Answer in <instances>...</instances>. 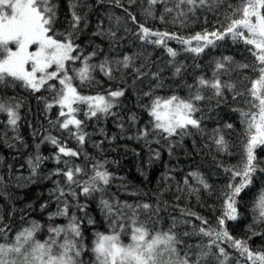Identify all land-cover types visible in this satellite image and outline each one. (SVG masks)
Wrapping results in <instances>:
<instances>
[{
	"label": "snow or ice",
	"instance_id": "1",
	"mask_svg": "<svg viewBox=\"0 0 264 264\" xmlns=\"http://www.w3.org/2000/svg\"><path fill=\"white\" fill-rule=\"evenodd\" d=\"M161 2L165 5L158 17L162 23H167L166 17L170 16L172 24L183 26L192 22L190 16H195L198 8L217 10L221 7L226 23L212 28L211 31L205 28L188 36H181L166 28H154L147 22L149 19H157L151 6ZM115 3L123 9L125 16L113 17L106 13L109 27L103 28V21H100L97 32L93 35L106 37L110 48L113 45L122 47V41L130 33L140 42L160 46L170 57L167 64L173 65L174 75H180L184 65L183 62L176 65L178 50L169 45V40L178 41L186 46L183 51L199 56L207 46L215 47L225 36H231L233 41L242 40L246 51L253 57L251 63L236 61L233 56L228 55L215 57L212 61L211 77L201 73L194 77L191 84L185 82L184 86L188 89L186 97L175 93L168 97L155 95L150 104L145 105L151 116L148 122L151 127L146 125L143 129H138L136 136L137 139L144 138L149 145L152 140L156 143L161 140L166 143L171 141L167 143L171 156L172 145L176 143L174 137L188 135L190 127L205 131L202 126L205 114L197 106L198 103L207 100L209 112L229 100L246 104L247 108L236 106L231 109L239 113V121L243 126V159L235 165L220 162L219 166L226 174V183L214 189L205 174L198 167H192L184 177L183 188L177 186L178 192L186 190L189 195L195 193L198 201L201 199V189L209 195L218 192L217 198L222 201L221 214L216 217L213 226L199 213L188 209L181 210L201 221L199 226L192 225L193 232L201 239L194 245L188 244L181 255L178 245L184 244L181 237H188L189 233H179L175 222L167 229L163 228V222L158 219L161 208L159 198L155 204L147 200L129 202L119 198L109 199L105 195L106 186L114 173L104 167L106 160H96L89 173L84 165L64 159V167L57 166L53 170L58 177L63 178V183L61 179H57L56 187L50 189L58 203L57 210L49 213V217H67V224L49 226L47 237L41 240L37 239V232L43 227L39 222L32 220L29 224L21 217L22 225L13 224L15 205H12L7 216L0 212V264H264V228L256 231V225H264V167L257 157V149L264 151V0H240L235 5L230 0H174L172 6H169V0H149L150 8L143 10V22L131 10L134 0H129L127 7L121 0H115ZM58 7L53 0H0V84L7 86L11 82L15 87L19 83L32 91L46 89L55 93L51 100L38 97L46 100V110H50L53 104L59 106L56 120L50 121L51 126L59 127L62 131L67 130L82 145L88 134L83 131L84 121L79 118V114L83 112L89 119L98 118L101 114L106 117L112 113L118 98L124 95L122 88L109 89L106 94H85L81 88L85 84H92L95 68L98 67L109 78H112L114 72L131 68L133 84L138 78L148 75L160 84L163 70L152 71L147 62L138 64L137 57L142 55L140 51L117 57L105 55L98 64L90 63L97 51L101 50V46L96 45L84 55L85 48L77 42L80 33L88 26L86 14H80L77 0H71V18L67 27L61 30L58 27ZM113 20L117 31L113 30ZM207 20L205 16V23ZM129 21L135 28L134 32L128 26ZM121 27L124 35L118 36ZM88 43L90 45L92 41L89 40ZM249 73L253 75L250 76ZM77 78L79 85L74 82ZM54 81H58V85ZM207 92L210 95H206ZM226 93H231V96ZM143 95L153 96L154 93L150 90ZM213 100L215 104L212 103ZM84 105L86 108L82 107ZM21 106V101L15 96L0 97V113L7 115V124L14 129L20 120ZM130 119L135 121V114ZM70 126H75L74 132ZM120 127L123 129V124ZM225 129L234 130V125L227 121L217 124L211 129L209 137L220 152H228L230 147ZM17 139L22 140L19 136ZM44 140L57 146L54 158L58 164L62 159L61 154L67 157L81 155L66 140L62 141L51 132L44 135ZM36 147L37 154L28 158L32 174L37 173L40 161L45 159L39 155V145ZM150 151L155 158H159V149ZM85 156L88 158V154ZM151 159L152 157L149 158V163ZM189 177L195 184L190 182ZM97 192L100 194V211L107 228L104 231L96 230L97 222L89 216L88 225L94 229L93 239L89 244L84 237L82 223L72 209L88 207L87 204L79 202L80 193L91 197ZM242 193L250 196L246 203L252 204L253 223L248 225L251 235L237 237L229 231L228 221H235L240 216L238 198ZM153 195L157 196L155 193ZM46 206L47 201L41 208ZM142 214L144 219H141ZM253 236H259L262 240L255 248L249 243ZM193 249L198 251L193 252Z\"/></svg>",
	"mask_w": 264,
	"mask_h": 264
},
{
	"label": "trees",
	"instance_id": "2",
	"mask_svg": "<svg viewBox=\"0 0 264 264\" xmlns=\"http://www.w3.org/2000/svg\"><path fill=\"white\" fill-rule=\"evenodd\" d=\"M58 4V27L63 30L67 27L68 20L71 18V9L69 4L71 0H53ZM78 12L87 16V28L79 35L78 43L85 48L84 55L92 51L96 45L101 46V50L97 51V55L90 63L98 64L105 55L109 57L122 56L125 53L140 51L142 55L137 57V63H148L151 70L156 71L162 69L161 81L158 84L155 78L150 75L140 77L133 84V75L131 68L123 72H114L112 78L105 75L97 67L93 70L94 80L89 86L85 84L81 90L85 94L94 95L96 92L107 93L109 89H124V95L118 98V103L113 106L112 113L107 115H99L98 118H86L83 112L79 114V118L84 121L83 131L88 135L81 145L74 136H70L67 130H61L59 127L53 128L50 121H55L59 113V106L53 104L50 110L45 109L46 100L38 99V97H46L51 100L55 93L41 89L32 91L25 89L21 84L17 83L15 87L9 82L7 86L0 84V97L15 96L22 103L20 108V120L14 129L7 124V115L0 113V212L5 216L11 211L12 205H15L16 211L13 217V224L22 225L23 221L30 222L35 220L43 227L37 232V239H45L48 235V227L59 224H67L68 218L61 216H51L57 210V200L53 198L54 194L50 191L56 187L55 181L63 178L58 177L53 170L59 166L64 167L63 160L69 159L76 164L85 166L87 172H91V165L96 161H107L104 165L108 171L114 173L113 178L107 187L105 193L109 199L119 198L120 200H128L129 202L149 201L156 203L157 198L161 203L158 219L163 222L162 226L167 229L173 222L177 225L179 233L188 232V237H181L184 240L181 248L183 255L184 248L188 244H196L200 240V236L195 234L192 225L199 226L201 221L196 217L190 216L182 209H188L199 213L208 219L209 224L215 225L216 217L221 214L220 207L222 201L218 199V192L209 195L201 189V199H196L195 193L189 195L185 190L177 191V186H184V177L191 171L192 167H198L201 172L208 178L214 189L219 185L226 183V174L222 167L219 166L222 161L224 164H239L243 159V148L241 140L242 125L239 121V113L231 111L232 107H244L246 104L241 101L233 102L229 100L227 103L220 105L218 109L209 112V102L207 100L198 103V107L203 109L205 118L202 120L204 132L194 128H189V134L181 137H174L176 143L172 145L173 152L169 155L167 143L161 140L156 143L146 144L144 138L137 139L138 129H143L148 123L151 116L145 107L150 104L155 95L168 97L177 94L181 97L188 95V89L184 86L185 82L191 84L195 76L203 73L206 77H211L213 58L221 56H233L236 61L251 63L253 57L246 51L245 44L242 40L233 41L231 36H225L216 43V46H207L204 52L199 56L191 52H185L182 49L186 46L181 45L176 40H169L171 47L178 50L176 65L183 62L184 68L180 75H174L173 65L167 64L170 59L165 49L140 42L136 37L131 35L122 41L123 46L113 45L110 48L108 39L104 36L93 35L97 32V24L103 21V28L109 27V20L106 13L113 17H124V11L116 3L115 0H77ZM128 6L129 0H121ZM174 0H169V6H172ZM232 4H238L240 0H230ZM87 5H91L88 7ZM164 3H157L151 6L155 12L157 19L153 21L149 19L147 22L150 26L168 31L177 32L181 36L193 35L195 32L202 31L207 28L209 31L214 27H220L226 23L224 19L223 7L217 10L197 9L195 16H190L191 23L172 24L171 17H166L167 23L159 21L158 17L164 8ZM149 0H134V7L131 9L136 12L137 19L144 21L143 10L149 9ZM172 15H175L173 13ZM207 16V23L204 17ZM126 18V17H125ZM219 21V23H217ZM128 26H132L131 21ZM83 28V24L81 25ZM114 31L115 20L112 21ZM124 35L123 27L118 30V36ZM89 40L92 43L89 45ZM194 44V42H193ZM135 45V46H133ZM199 65V67H197ZM80 65H77L79 67ZM115 67V65H113ZM252 76V73H249ZM227 78V77H225ZM254 78V77H253ZM58 85V81H54ZM79 85L77 78L74 81ZM162 84V86H160ZM246 86H250L246 84ZM154 93L153 96H145L143 93L149 91ZM231 96V93H226ZM206 95H210L207 92ZM215 104V101H212ZM86 108V105L82 106ZM135 114L136 120L130 119ZM199 118V113H197ZM225 121L234 125V130L225 129L226 138L230 141L228 152H220L216 149L215 144L209 139L211 129L217 124H223ZM123 124V129L120 125ZM75 131V126H70ZM103 129V131H101ZM43 130V131H42ZM35 131V135H33ZM51 132L54 136H59L62 141H67L70 147H74L81 153L78 157H67L62 155L61 161L58 162L54 158V153L58 150L56 145L50 141L44 140V135ZM17 136L22 140H18ZM113 136L115 138L113 139ZM149 139H152L149 137ZM195 141V144L193 143ZM37 145H39V155L44 157L39 164L37 173L32 174L28 158L37 154ZM99 145V146H97ZM150 149H159L160 156L155 158ZM85 154H88L86 158ZM152 157L151 163L149 158ZM258 161L264 167V151L257 149ZM94 158V159H93ZM11 166V167H9ZM51 173V174H50ZM259 175V172L257 173ZM82 179L85 177H81ZM191 183L195 181L189 177ZM237 182H239L237 180ZM123 186V187H121ZM163 190V191H161ZM247 191V190H245ZM157 194L154 196L153 194ZM179 197V199H177ZM100 194L94 193L91 197H85L80 193L81 204H87L86 209H76L72 211L79 217L84 232L86 242L89 244L93 239V227L88 225V217H92L97 222L98 231H104L107 228L100 211L99 206ZM240 204L238 205L240 216L235 221H228L229 231L237 237L249 236L248 225L253 223L252 204L246 203L249 195L241 194ZM47 201L46 208H41L42 204ZM167 202L166 204L164 202ZM75 205V201L72 202ZM215 206V207H212ZM71 215V212L69 213ZM141 215V219H144ZM155 218V217H154ZM175 218V221L173 220ZM184 221L189 223L185 224ZM264 225H256V231L259 232ZM123 239V237H122ZM2 242V241H0ZM125 242H127L125 240ZM249 243L255 248L262 243L259 236H253ZM232 251L230 246H227ZM198 249H193V252ZM88 259V257H85Z\"/></svg>",
	"mask_w": 264,
	"mask_h": 264
}]
</instances>
